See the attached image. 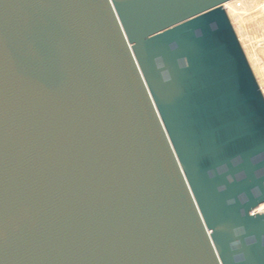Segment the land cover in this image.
<instances>
[{"label": "water", "instance_id": "water-1", "mask_svg": "<svg viewBox=\"0 0 264 264\" xmlns=\"http://www.w3.org/2000/svg\"><path fill=\"white\" fill-rule=\"evenodd\" d=\"M230 1L0 0V264H264Z\"/></svg>", "mask_w": 264, "mask_h": 264}, {"label": "bare ground", "instance_id": "bare-ground-1", "mask_svg": "<svg viewBox=\"0 0 264 264\" xmlns=\"http://www.w3.org/2000/svg\"><path fill=\"white\" fill-rule=\"evenodd\" d=\"M224 8L232 19L235 28L240 32L242 41L250 55V61L264 85V70L261 69L260 63L251 53L247 43L249 34H264V0H232L226 3Z\"/></svg>", "mask_w": 264, "mask_h": 264}, {"label": "rangeland", "instance_id": "rangeland-1", "mask_svg": "<svg viewBox=\"0 0 264 264\" xmlns=\"http://www.w3.org/2000/svg\"><path fill=\"white\" fill-rule=\"evenodd\" d=\"M231 21H232V19H231ZM232 24H233V21H232ZM233 26L235 28L234 24H233ZM235 30H236L238 38H239V40H240V42L242 44V47H243V49H244V51H245V53L247 55V58H248V60L250 62V65H251V67H252V69L254 71V74H255V76L257 78V81H258V83H259V85L261 87V90H262V92L264 94L263 82H262L260 76L258 75V73L256 72L255 67L252 65V62L250 61V58H249L250 55H249V53L246 50L244 42L242 41V38L240 36V32L236 28H235ZM247 43H248V45L250 47L251 53L254 55L255 59L260 63L261 69L264 70V34H262V33L261 34H255V35L249 34L248 38H247Z\"/></svg>", "mask_w": 264, "mask_h": 264}]
</instances>
